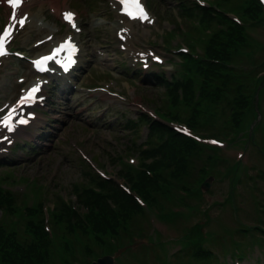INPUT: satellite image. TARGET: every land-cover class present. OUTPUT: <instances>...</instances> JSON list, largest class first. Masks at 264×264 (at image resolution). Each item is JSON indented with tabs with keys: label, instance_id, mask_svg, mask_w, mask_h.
I'll return each mask as SVG.
<instances>
[{
	"label": "rangeland",
	"instance_id": "obj_1",
	"mask_svg": "<svg viewBox=\"0 0 264 264\" xmlns=\"http://www.w3.org/2000/svg\"><path fill=\"white\" fill-rule=\"evenodd\" d=\"M3 1L0 11L7 20ZM52 1L25 0L33 22L16 23L14 50L33 57L49 49L46 37L53 26V34L71 31L61 20L67 7L55 9L64 0ZM103 1L109 15H116L112 2ZM147 1L157 14L162 42L140 47L164 57L162 67L154 66L155 81L145 76L133 82L113 55L101 60L88 39L95 41L97 31L81 26L82 34L76 35L84 37L82 73L90 64L107 67L89 69L84 85L127 96L117 106L118 121H97L113 130L89 132L53 119L42 121L30 149L20 145L15 152L7 147L1 152L0 147V264H38L39 256L42 264H92L107 255L112 264H207L193 254L195 248L211 251L209 264L225 259L226 264H253L250 257L236 258L246 250L264 261L254 249L261 242L252 240L264 233V4ZM94 25L104 30L102 20ZM32 81L28 60L5 59L0 106L14 104ZM139 114L155 127L149 140V123L141 122L134 131L128 127L127 119L139 120ZM173 126L187 134L176 136ZM142 150H149L147 156ZM211 176L210 188L203 191L202 183ZM117 187L135 193L138 207L119 199ZM35 218L40 222L29 224Z\"/></svg>",
	"mask_w": 264,
	"mask_h": 264
},
{
	"label": "snow or ice",
	"instance_id": "obj_2",
	"mask_svg": "<svg viewBox=\"0 0 264 264\" xmlns=\"http://www.w3.org/2000/svg\"><path fill=\"white\" fill-rule=\"evenodd\" d=\"M8 3L12 5V7L15 9L20 3L21 0H8ZM120 3L122 5H124V11L132 18H140V19H144L147 20L148 19V15L147 13L144 11L142 5L139 3V0H120ZM130 9H135V12L131 11ZM65 19L72 22L74 20V14L71 12L65 13L64 14ZM13 19L16 18L15 13H13ZM19 24L22 27L24 24V19H20L19 20ZM73 27H76L75 23H72ZM11 36V30H10V26L6 27L3 34L0 35V56H3L6 54V50H5V44L8 40V38ZM65 48H68L72 51H75V46L72 44L71 42V38H68L67 41H65L64 43H62L58 48H56L51 55L49 56H45L42 57L40 60L34 61V64L39 68L41 67V65L46 64L47 61L49 60H54L56 55L63 51ZM157 60L159 58H156ZM70 60V57H69ZM65 68L68 67V65H64ZM41 70H45L43 68H41ZM40 90V85L37 84L34 87H32L26 95L22 96L17 104V107L20 105H25V104H29L32 103L37 97H36V93L39 92ZM16 112V107H13L11 109V111L8 112L7 115L0 117V127L6 128L9 132H13L16 130V127L19 124H27L28 120L26 118H20L17 120L13 119V114ZM0 139H8L7 137H0ZM10 142V141H9ZM213 144H217L219 143L218 141H212Z\"/></svg>",
	"mask_w": 264,
	"mask_h": 264
},
{
	"label": "trees",
	"instance_id": "obj_3",
	"mask_svg": "<svg viewBox=\"0 0 264 264\" xmlns=\"http://www.w3.org/2000/svg\"><path fill=\"white\" fill-rule=\"evenodd\" d=\"M110 186H111V185H110ZM115 186H117V185H115ZM115 192H116V196H118L119 199L128 202V204H129L130 206H132L133 208H137V207H138V205H136L135 197H134V196H132V195L126 193L125 191H123V190H121V189H118V187H117V189L115 190ZM66 212H67V211H66ZM66 216H68V215H66ZM40 234H44V233H43V232H40L38 235H40ZM41 242H42V243H45V240L41 238ZM24 251H26V250H24ZM28 256H30V253H29V252L22 254V258H23V260H26ZM8 258L11 259V261H9L10 263H15L14 260H16V258H15L14 256H11V254H6V259H8ZM39 259L42 260V257L39 256ZM42 262H43V260L40 261L38 264H42Z\"/></svg>",
	"mask_w": 264,
	"mask_h": 264
},
{
	"label": "bare ground",
	"instance_id": "obj_4",
	"mask_svg": "<svg viewBox=\"0 0 264 264\" xmlns=\"http://www.w3.org/2000/svg\"><path fill=\"white\" fill-rule=\"evenodd\" d=\"M56 1V0H55ZM54 0L52 1V2H55ZM59 0H57V2H58ZM4 2V1H3ZM56 3V2H55ZM62 4V3H61ZM54 7H55V5H54ZM65 7V6H64ZM56 9V8H55ZM54 9V10H55ZM64 9V8H63ZM18 10L20 11V12H25V11H29L30 9L28 8V6H27V4H22V6H20V7H18ZM55 12V11H54ZM58 12V11H57ZM33 15V14H32ZM50 27H52V26H50ZM51 29V28H50ZM55 31V30H54ZM48 33H49V31H48ZM59 40V39H58ZM48 41H50V40H48ZM54 41V40H53ZM51 44V43H50ZM47 45V44H46ZM48 46V45H47ZM53 46V45H52ZM46 48H48V47H46ZM44 50V49H43ZM42 50V51H43ZM46 50V49H45ZM44 50V51H45ZM41 52V51H40ZM38 54V53H37ZM16 105V104H15Z\"/></svg>",
	"mask_w": 264,
	"mask_h": 264
},
{
	"label": "water",
	"instance_id": "obj_5",
	"mask_svg": "<svg viewBox=\"0 0 264 264\" xmlns=\"http://www.w3.org/2000/svg\"><path fill=\"white\" fill-rule=\"evenodd\" d=\"M204 186L208 187V186H209V182H206V183L204 184ZM106 261L109 262V263H112V260H111V259H107ZM106 261H105V259H100V260H99V262H100L101 264H106Z\"/></svg>",
	"mask_w": 264,
	"mask_h": 264
}]
</instances>
